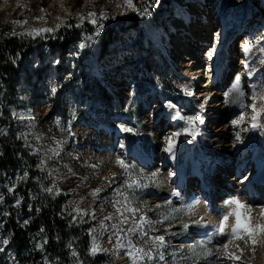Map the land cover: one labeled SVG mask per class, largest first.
<instances>
[{
  "label": "rangeland",
  "instance_id": "obj_1",
  "mask_svg": "<svg viewBox=\"0 0 264 264\" xmlns=\"http://www.w3.org/2000/svg\"><path fill=\"white\" fill-rule=\"evenodd\" d=\"M191 2L194 4L189 5ZM133 3L138 8H141L140 3H145L142 8L147 7L148 11L159 5H169V12L159 19V24L156 23L158 16L152 20L150 26L156 27L153 43L145 39L144 35V24L148 17L138 15L132 8L124 5V0H0V26H10L12 35H18L27 29L49 27L59 30L73 17L83 15L85 18L79 19L77 24L81 26L85 22L89 23L91 18L87 14L91 11L97 13L98 23L104 25L99 29V35L95 37L101 36L106 30L114 31L109 52L101 59L92 47L95 42L94 37L91 38L88 47L85 46L83 49L78 47L83 41H77L68 51L65 61L47 48L45 61L35 57L32 69L40 70L41 79L37 80V76L34 75L29 91L34 94L32 91L34 89L36 96L32 103L23 104L21 108L16 109L11 119L17 123L20 135L31 155L37 157L40 162L32 182L44 193L47 192L46 188H52L53 191L49 196L54 197L63 193L70 214L74 215V221L75 215L89 217L94 221L95 224L90 232L91 242L95 240L101 248L110 250L105 252L111 257L110 264H132L131 258L126 254L128 251H134L127 246L129 239L145 252L151 251L152 256L155 257V259L145 258L137 261V264H216L215 255L206 257L197 248L199 254L193 256L190 251V246L195 241L206 239L200 233L213 224V221L202 212L203 194L197 199L198 203L190 202L194 205L191 211L186 207L190 204L189 201L183 202L180 196L172 195L176 185L174 186L175 181L169 175L170 163L164 159L167 155L164 151L166 146L164 137L175 131L172 125H168L169 120L164 116L165 98L178 105L181 115H192L201 111L198 105L205 96L208 99L205 102L203 115L210 104L223 102L222 106L219 104L211 110L213 113L205 114V123L202 125L197 123L196 129L205 148L212 152L215 158L212 163H207L209 173L216 178L232 177L236 172L234 169L238 160L237 148L241 147L247 138L250 139V145H258L259 137L256 132L252 137L248 136L253 115L251 107L241 108L238 104V99L241 98H238L235 91L230 92L228 102L225 103L223 93L230 88L235 75L239 74L240 86L245 92L243 103L245 105L252 103L250 82L246 78L245 71V62L250 60L243 52L242 45L256 35L264 33V0H139L138 2L133 0ZM200 4L203 5L201 10L206 16L200 14L198 10ZM231 4L234 7L235 5L239 7L241 4L245 13L244 17L234 19L231 12V29L234 35L229 43V51L233 67L227 74L229 75L227 83L221 87L220 93H216L217 85L211 84L206 94L201 97L195 93L199 92L201 84L197 81L192 85L190 82L178 79L176 73L178 70L175 71L168 63L162 55L161 48L176 47L174 42L178 41L177 37L182 31V35L185 36L181 39L187 40L186 44L189 43V46L192 44L206 54L215 47L212 41L215 39V31L220 28L218 23L220 15L225 7ZM187 6L193 9V14H188ZM100 12H106L109 19L101 21ZM131 17L136 18L134 23ZM18 21L25 23H16ZM89 25L93 24L89 23ZM189 30L193 31L192 34ZM198 34L202 38L194 41ZM257 47L261 48V55L255 66L257 70H261L264 67V40L256 44L252 50ZM84 51L87 57L83 54ZM73 52H79V55H72ZM175 56L177 57L176 53ZM53 60L60 62L56 64ZM210 64L209 60L205 61L201 76L209 75ZM69 72L72 76L66 80L65 76ZM260 75H263L261 80L264 79V69L261 70ZM204 79L202 81H205ZM55 83L61 84V87L57 94L52 96L49 88ZM204 84L206 86V82ZM182 86L194 91V99L198 100V103L188 104L190 96L185 95ZM109 95H113L115 99L112 105L106 102ZM258 96H264V90H260ZM262 104L264 106V102ZM6 107H9V104ZM241 112H244L245 119L240 127H234L231 121ZM124 113L128 116V119H125L127 121L118 118V114ZM99 121H104L113 127L123 125L134 128L141 148L146 152L149 149L153 150L155 155L153 165L149 168L143 167L132 159L134 157H128L127 151L131 149L122 132L120 135L117 132L104 133L95 126ZM182 126H186L184 121L180 128ZM217 128H221L222 132L216 137L213 136V131ZM2 130L0 125V132ZM237 131L240 132L242 143L235 139ZM216 134L217 132L214 135ZM180 135L188 138L190 142L194 140L193 136H188L184 132ZM177 142L178 137L175 144ZM121 143L125 145L123 149L120 147ZM194 150L197 151V147H194ZM246 152L248 150L245 148L242 159L245 169L237 173V180L233 181L230 178L229 181L231 180L232 183L224 186L227 191L230 190L229 193L222 188L219 189L220 196L218 194V200L213 203L226 204L229 197L239 195H236L239 187H246V184H242L246 181L243 177H247L254 166L251 159L253 151L250 150V154ZM116 155H121L129 165V175H125L124 170L116 164ZM222 168H226L229 173L222 172ZM152 172L158 173L156 180L144 179ZM113 173H115L114 177ZM27 178V172L23 175L19 169L11 175L0 177L1 214H7L12 208L21 211L23 196L16 194L15 190L17 185ZM132 180H140L142 185L129 188L125 181ZM97 187L102 191L93 196L92 190ZM34 196L33 193L31 202ZM9 197L12 198L11 201ZM245 198L248 200V197ZM165 201L170 203L166 204ZM77 207L83 211H75ZM117 208L120 209L119 212ZM132 208L137 211H129ZM106 216H111V219H105ZM142 216L146 217L143 221L140 220ZM200 217L204 219L203 225L192 223ZM185 222L189 224L186 231L182 230V224ZM3 224L0 222V248L4 249L0 251V264H25L21 260L25 253L19 256L9 233H5ZM141 224L142 229L139 227ZM129 228H136V231L129 232ZM141 230L148 235L141 237ZM160 235L164 236L166 242L163 248L155 247L152 240V237ZM4 240L8 243L4 244L2 242ZM41 240L42 238L38 237L37 249H42ZM219 240L212 239V243H208L207 248L215 252V243L224 242ZM118 244H124L125 247L118 248ZM159 252H163L164 260L159 259ZM240 255V260L223 261V264H264V244L257 246L255 253L245 250ZM71 263L82 264V261L77 258Z\"/></svg>",
  "mask_w": 264,
  "mask_h": 264
},
{
  "label": "trees",
  "instance_id": "obj_2",
  "mask_svg": "<svg viewBox=\"0 0 264 264\" xmlns=\"http://www.w3.org/2000/svg\"><path fill=\"white\" fill-rule=\"evenodd\" d=\"M137 2L139 0H136ZM145 3H140L142 8ZM144 24V35L153 43L156 27H151L153 18L159 19L169 12V5L154 7L149 10ZM132 18V17H131ZM136 18H132L133 23ZM78 17H73L69 23L52 32L28 34L33 29L12 35L11 27L0 26V177L11 175L18 169L23 175L27 172L28 178L17 185L15 193L23 196L21 211L9 209L7 214H1L0 222L4 223L5 233H9L21 260L25 264H72L77 258L82 264H110L111 257L100 252L93 256L90 253L92 245L90 232L95 224L89 217L70 214L66 197L63 193L49 196V192L40 191L37 184L33 183L34 174L40 162L31 155L20 135L17 123L11 119L13 112L23 104L32 103L36 91L32 94L29 86L34 75L41 79L40 70H33V60L45 61L47 48L51 53H57L62 61L74 44L82 40L88 47L94 39L92 46L95 54L101 59L108 53L114 31L106 30L101 36L94 35L95 26L85 22L77 27ZM71 25V27H69ZM49 28V27H47ZM52 29V28H50ZM83 54L86 55L84 51ZM97 56V57H98ZM6 91V93H4ZM113 95H109L107 104L114 103ZM9 104V107H6ZM35 194L31 202V195ZM31 194V195H30ZM12 198L9 197V201ZM24 221H27L25 224ZM41 237L42 249H37V239ZM73 252L78 253L77 256Z\"/></svg>",
  "mask_w": 264,
  "mask_h": 264
},
{
  "label": "bare ground",
  "instance_id": "obj_3",
  "mask_svg": "<svg viewBox=\"0 0 264 264\" xmlns=\"http://www.w3.org/2000/svg\"><path fill=\"white\" fill-rule=\"evenodd\" d=\"M192 4H194V2H191L189 5H192ZM202 7L203 5L200 4V9L198 8V10L200 14H202L203 16H206V13L201 10ZM186 10L188 14H193V9L190 6H187ZM243 10L244 9L241 4L239 7H237L236 5L234 7L233 4H231L225 7V9L222 11L220 15V21L218 22L220 24V28H218L215 31L216 32V34L214 35L215 39L212 41L215 44V47L213 48L215 49V51L213 52L212 59H209L211 64H210V70L208 71L209 75L206 76L207 78L210 76L208 79L205 80L204 78L206 77L203 74L202 76L200 74H201V71L203 72L204 70L203 64L205 63V61H207L206 59V56H208L207 53L209 51H212L213 49L208 50L206 54H203L201 51H197V53L194 51L193 52L191 51L192 53L190 52V56L191 55L193 57L195 56L196 59L197 58L199 59V57L202 56V59L197 62V65L195 67H194L195 62L193 58L188 59V57H184L185 60H183L182 58L183 61L180 62L179 64L181 69L177 71L178 75L183 76L186 79L194 80L192 85L196 83L197 81L201 84L199 92H195L201 95V97H203L202 95H205L207 92V89L205 87L206 86L209 87V85L211 86L212 79L214 82L223 81L225 77H226V80L228 79L229 75L227 76V74L229 73L231 67H233V63L230 61L231 54L229 51L230 50L229 43L231 42L233 35H234L233 30L231 29L232 28L231 12L233 14L232 17L234 19H239L240 17L245 16V13ZM189 32L192 34L193 31L189 30ZM217 33L219 35H217ZM199 38H202L200 34L195 36L194 41H198ZM175 43H177L178 45V41H175L174 44ZM187 45L189 46V43ZM176 55L179 56L178 52H176ZM260 55H261V48L259 47H257V49L251 50V52L248 55H246L247 58L250 60L249 62H247L248 68H251L253 70L251 74V78H249L248 68L245 67L246 68L245 71L247 73L246 78L248 79L250 83H253V82L260 83L261 77L263 76V75H260V72L261 70L264 69V67L262 69L259 68L261 70H257V67L255 66ZM203 79L205 81H202ZM207 80H209V83ZM204 82H206V86L205 84L203 85ZM217 89L218 91L216 93L218 94L221 92V87L220 88L217 87ZM217 94L215 96H217ZM165 101L167 100L165 99ZM187 102L188 104H193V103H198V100L194 99V96H191L188 98ZM219 104L222 106L223 102L216 103V104H210L209 109L206 110L205 114L213 113L211 112V110H213ZM262 107H264L262 104V101L258 100L257 102V110L259 113L258 121H257L258 126L256 129H253L250 126L251 131L248 133V136L252 137L253 133L256 132V134H258V137H259V144L250 145V139L248 140L247 138L248 141L246 140V142L243 145H241L242 148L240 146L239 148H237L239 156H238V160H236L237 162H236V166L234 169L236 170V172L232 177L226 178V177L220 176L221 178H216L214 175H211V179H209L210 176L205 172V166L208 162L212 163L215 160V158L213 157V153L205 148L202 142V138L197 135V132H196V135L193 136L194 140H192V142H190L188 138H185L183 135H179L178 142L177 144L174 145V156L167 153V155L164 157V159L167 160L168 163H170L171 168H170L169 173L171 172L175 173V175H170V176L176 182L175 185L177 188H178V185H181V184L186 185L185 182H186V178L188 177L187 174H190L194 170H198V174L201 176L200 179H196L192 181L190 190L188 189L187 191H183V190H179V191L181 192V195H183L184 197L183 202L190 201L195 194H199V195L203 194L201 197L202 199L201 209H202L204 216L206 215V217H208L211 221H213V224L210 228L204 229L200 233V235L202 236H205L206 232L212 233L213 228L218 225L219 223L218 219L220 217L219 215L220 210H223L224 213H227L231 210L227 204L221 203L218 205L217 204L218 202H216L215 204L213 203V201L218 200L219 189L222 188L224 191L226 190L225 191L226 193H229L230 190L227 191V188L224 186L228 185L229 183H232L230 182L231 180L229 181L230 178H232L233 181L237 180L236 178L237 173L241 172L242 169L243 170L245 169L244 162L242 161L243 156L245 155V148L246 150H248V153L250 150L253 151V154L251 156V159H253V163H254L253 170L250 171V173H248L246 181L242 182V184H246V187H239V188L237 187L238 189L236 191L237 192L236 195L238 194L239 195L238 196L234 195L232 197H229L228 200H230L233 197H238L245 204H251L252 205L251 213L253 217H257L260 211L257 205L264 204V201L260 202L261 200L260 198H263V196L262 197L257 196V195H262L260 184L262 183L264 184V110H261ZM174 111L176 110H169L166 108V112H164V116L169 120L167 122L168 125H172L174 131H176L180 129L182 121L179 118L175 120L170 118V115ZM118 118H122L125 120V119H128V116L125 113L118 114ZM95 126L97 129L103 130L104 133L117 132L120 135V133L122 132L123 136L126 137L127 139L126 141L127 145L130 146V149H131L130 151H127L129 154L128 157L137 158L140 161V163L143 165H147L149 163L155 162V158L153 157V154L151 152L147 153L141 148L138 142V138L136 137L134 132L133 133L123 132L121 130V127L110 126L104 121L96 122ZM216 130L213 131V133L215 134L217 132V134L216 135L213 134V136L217 137L219 133L222 132V129L217 128ZM194 147H197V151L194 150ZM98 148L100 149V147ZM221 171L226 172V174L229 173L227 172L226 168H222ZM234 177L236 179H234ZM201 179L204 181V184L206 185L205 189L199 188ZM222 183H224V185ZM215 184L219 185V187L215 189L216 196H213L212 194H209L210 192L209 188L214 186ZM243 191H244V196L242 197ZM245 191H247V193H245ZM245 197H248V200H246ZM212 198H213V201H211ZM256 199H258V201H256ZM232 207H234V205ZM234 219H235L234 217H229L228 223L229 224L234 223ZM211 238L213 240L220 239V240L225 241L227 239V236L226 235L220 236L218 234L213 233Z\"/></svg>",
  "mask_w": 264,
  "mask_h": 264
},
{
  "label": "snow or ice",
  "instance_id": "obj_4",
  "mask_svg": "<svg viewBox=\"0 0 264 264\" xmlns=\"http://www.w3.org/2000/svg\"><path fill=\"white\" fill-rule=\"evenodd\" d=\"M124 5H126L129 8H132L133 11H135L138 15L141 16H148L151 15V13L148 11L147 7L144 8H138L136 7V5L133 3V0H124ZM41 11H43V9H41ZM88 17H90L91 19L89 20V23L93 24L96 27L95 33L94 35H99V29L103 28L104 25L103 23H98L96 17H97V13L94 11L89 12ZM85 17L83 15H79L78 19L83 20ZM113 19H115V17H112ZM99 19L101 21L103 20H107L109 19V16L106 12H100L99 13ZM16 23H25V21H18ZM69 27H71V25H69ZM77 27H79V25H77ZM54 31L53 29L50 28H43V29H33L31 30L28 34H39L42 32H52ZM217 35H219L217 33ZM89 39H91V37H89ZM261 40H264V33H261L259 35H256L253 39H250L248 41H245L244 44L242 45V49L243 52L248 55L251 50L255 47L256 44H259L261 42ZM78 47L80 49H83L85 47V45L83 43H80L78 45ZM215 51V49H213L212 51H209L207 53L208 58L212 59L213 56V52ZM72 55H79V52H73ZM60 61L59 60H53V63L58 64ZM73 67H75V65H73ZM245 67L248 68V64L247 62H245ZM252 69L248 68V77L251 78V74H252ZM72 76V73L69 72L66 76L65 79H70ZM61 87V84L59 83H55V84H51L50 88H49V92L52 96H55L57 94L58 89ZM183 87V91L185 93V95L187 96H194L195 93L192 89L188 88L187 86H182ZM249 89L251 90V100L252 103L251 105H245L243 103L242 98L245 96V92L244 90L241 88L240 86V75L236 74L233 82L231 83V86L228 90L224 91L223 96L225 98V103L228 102V97L230 92L235 91L238 94V104L241 108L244 107H251L252 109V117H251V127L253 129H256L258 126V110H257V99H259L260 101L264 102V96H258V92L260 90H264V79H262L260 81V83H250L249 84ZM208 97L205 96L204 100L201 101L198 105L199 109L201 111L199 112H194L192 115H181V112L178 110V105L176 103H174L172 100H167L165 102V107L169 110H176L174 111L171 115L170 118L175 120L177 118H179L181 121L185 122L186 126H182L179 130L173 132L171 135L169 136H165L164 140H165V148L164 151L167 152L170 155L174 156V145L176 142V138L181 134V132H184L186 135L188 136H195L197 129H196V125L197 123L199 124H204L205 123V116L202 114L203 110H204V106H205V102L207 101ZM129 103L131 104V101H129ZM261 110H264V107H262ZM125 111H127V108L125 109ZM73 115H74V110H73ZM245 119V114L244 112H241L238 117L236 119H233L231 121V124L234 127H240L243 123ZM70 124V121H69ZM121 130L123 132L126 133H133L135 132L134 128L131 127H127V126H121ZM235 139L236 141H240L241 143L243 142L242 137L240 135V132L237 131L235 133ZM120 147L123 149L125 147L124 144H120ZM115 162L116 164L124 170L125 175H129L128 169H129V165L125 162L124 159H122L121 155H116L115 157ZM93 167H95V165H93ZM69 171L71 172V169H69ZM157 172H152L150 174L149 177H144V179H152V180H156L157 177ZM169 175H175L174 172L169 173ZM112 176H115V173L112 174ZM243 179H247V177H243ZM111 182V181H109ZM125 183L127 184V186L129 188H132L133 186H141L142 185V181L140 180H132L131 182L129 181H125ZM47 192L51 193L53 191L52 188H46L45 189ZM58 191V190H57ZM102 191V189L100 187L94 188L92 190V195L96 196L98 193H100ZM117 191H119V189H117ZM172 195L173 196H179L180 193L178 191H176L175 189H173L172 191ZM195 203H198V200H196V198H193ZM119 203V202H117ZM166 204H169L170 201H165ZM229 207H230V211L227 213H224L223 210H220L219 215H220V220L219 223L216 227L213 228L212 233H205V237L206 239H200L195 241L191 246H190V251L192 252L193 256L198 255L199 253H197V248H199L202 252V254L206 257H211L213 255L216 256V264H223V261H230V262H235L241 259V255L245 250H249L253 253H255L257 246L264 244V204H260L257 205V207L260 209L258 216L257 217H253L252 213H251V204H245L243 201H241L238 197H233L230 200L225 202ZM234 205V207H232ZM193 204L190 203L188 205H186V207L189 209V211H191L193 209ZM75 211L77 212H82L83 209H80L79 207H77L75 209ZM120 209L117 208V212H119ZM129 211L131 212H136L137 209L132 208L129 209ZM94 215V214H93ZM229 217H234V223L229 224ZM105 219H111V216H106L104 217ZM146 217H140V220L143 221L145 220ZM24 223L26 224L27 221H24ZM193 224L196 225H203L204 219L203 217H200L199 219L193 220L192 221ZM103 226V225H102ZM139 227H141V229L143 228V225H139ZM189 228V224L187 222L182 224V230H187ZM129 232H135L136 228H129L128 229ZM218 234L220 236H227V239L223 242V243H215L214 247H215V252H213L212 250L207 248V244L208 243H212V234ZM148 233L144 232L143 230H141L140 232V236H147ZM152 240L154 242V246L157 248H163L165 245V238L163 235L160 236H154L152 237ZM4 244H7L8 241L4 240L2 241ZM241 244H243V247H241ZM128 248L133 249L134 251H128L126 254L131 258L132 260V264H137V261H142L145 258L147 259H155V257L152 256L151 251L149 252H145V250L143 248L140 247H136L131 239L128 240V244H127ZM231 246V247H230ZM118 248H124L125 245L124 244H118L117 245ZM4 249L0 248V251H3ZM110 251L109 249H104L101 248L96 242L95 240H93L91 248H90V253L95 256L97 253L100 252H108ZM240 253V254H238ZM74 256H77L78 253L73 252ZM159 259L160 260H164V254L163 252H159L158 253ZM221 257H223V260H221Z\"/></svg>",
  "mask_w": 264,
  "mask_h": 264
}]
</instances>
